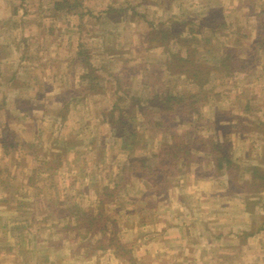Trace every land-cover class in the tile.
Returning <instances> with one entry per match:
<instances>
[{
  "label": "rangeland",
  "instance_id": "374dc122",
  "mask_svg": "<svg viewBox=\"0 0 264 264\" xmlns=\"http://www.w3.org/2000/svg\"><path fill=\"white\" fill-rule=\"evenodd\" d=\"M54 1L57 0H0V42L5 47L9 46L5 48L6 53L14 54L15 48L11 42L16 40L22 49L40 50L47 58L65 64L68 71H56L45 85L43 79L47 71H32L34 68L30 57L22 66L16 67L17 71L6 69L5 65L0 68V139H5L8 131H12L15 140L12 147L18 154H13L11 160L6 161L7 156L0 151V169L3 172L0 176V196L7 184L18 186L15 198L26 204L21 212L17 211V204L0 207V229L6 225L11 230L16 223L22 225L23 229L13 235H10V230L8 234H1L0 264H17L22 259H25V263L20 264H129L111 249L91 254V249L85 246L89 238L83 229H71L78 222L65 210L77 206L83 211L95 205L96 193L106 185H115L116 176L130 158L150 157V164L158 161L153 157L162 143L169 142V139L160 133L154 134L149 126L144 129L147 119L138 114L136 106L131 107L134 103L131 98H141L140 103L146 104L148 90L142 85L144 74L164 71V62L169 60V54L163 47L149 42L134 44L136 33H133L132 41L129 40L132 30L128 27L131 19L135 18L131 7L141 0H83V7L89 9L83 18L79 14L65 12L56 15ZM167 1L151 0L152 4L145 13L147 17L130 26L134 28L133 31L149 30L150 21L157 27L160 24L165 30L168 27L165 21L172 18L171 14L190 17L179 18L185 22L200 19L206 13V0H173L170 5ZM209 1L223 2L225 21L231 28L227 27L224 32H207L212 43L199 41L201 49L198 56L201 61L206 59L204 45L214 49L216 56L222 45H228L236 49L235 55L248 59L250 63L251 60L255 61V65L253 63L251 70L230 79L218 80V75L212 73L209 85L213 92L209 102L201 108L200 116L193 123L180 125L178 132L195 129L201 138L207 135L222 136L228 132L234 160H240L244 168L262 165L264 169V49L255 50L258 38L255 14L263 0H256L254 11L248 0ZM165 2L167 5H164ZM112 4L122 7V16L124 14V20L118 26L120 28L114 30V25L100 17L102 9ZM168 5L170 9H167ZM196 21L192 24L185 22L184 36L189 35L187 30L192 25L198 29L199 20ZM154 27L152 29H156ZM98 30L102 31V36L96 33ZM113 31L118 37L112 41ZM149 32L145 34L147 39ZM203 36V33L197 34L199 40ZM77 43H82L89 50L91 62L97 69L99 88L103 90L100 94L88 95L87 99L74 100L68 93L77 90L76 85H81L80 77L86 71L75 61ZM132 43L134 46L131 48ZM135 45L139 49L134 48ZM169 49L173 52L176 50L172 45ZM31 53L35 61L36 54ZM50 73L53 74V71ZM112 76L118 79V84L119 80L124 82L127 78L128 83L119 88L124 87L128 91L127 96L123 97L121 91L116 92V80ZM183 78L172 79L171 82L166 78L164 83L170 88L174 85L179 91L197 90ZM70 81H74L72 88ZM84 83L86 85L87 82ZM38 88L47 90V100L34 97ZM60 95L64 96L62 103L56 99ZM118 97L125 99L120 104L124 107V115L128 119L132 115L134 123H137L134 130L136 144L131 150L122 148V140L113 139L109 119L104 117L105 111L111 110ZM27 100L33 101L34 106L24 104ZM246 103L249 110L245 113ZM115 116L118 117L117 112ZM165 178V188L156 194L157 189L145 178L130 177L121 191L120 199L115 205L107 207L117 220L118 236L131 250L136 264H176L173 255V250H177L175 247L170 249L171 255L164 253L168 235L163 233L177 234V222L181 223L182 220H177L176 214L185 212L184 204L194 200L196 206L193 212L199 215L204 206L210 211L214 208L211 201L204 205L198 198L201 193L209 191L210 197L225 192L222 181L226 177L219 178L217 186L212 188L207 185V181L212 180L210 178L199 180L195 188L189 185L190 176ZM177 182L178 187L175 186ZM182 184L186 185L181 187ZM261 197L262 201L253 207L254 211L257 210L256 214L264 213V193L256 198ZM31 202L35 205L33 210L29 208ZM254 224L259 228L261 222L255 218ZM66 226L70 229L66 230ZM21 244L25 247H19ZM257 254L253 252L252 256L255 258Z\"/></svg>",
  "mask_w": 264,
  "mask_h": 264
},
{
  "label": "trees",
  "instance_id": "16d2710c",
  "mask_svg": "<svg viewBox=\"0 0 264 264\" xmlns=\"http://www.w3.org/2000/svg\"><path fill=\"white\" fill-rule=\"evenodd\" d=\"M248 2L252 6H250L251 10L254 11L256 0H248ZM83 6V0H57L53 2V10L56 15L65 12L72 15L79 14L83 18L89 11ZM14 12L17 13L18 10L15 9ZM223 12L221 6L211 7L209 13L197 22L198 29L195 25H192L193 27L187 30L188 36H184V33L186 30L185 22L189 21H175L172 27L170 25L165 30L152 29L149 32L148 42L156 47H163L169 54V60L164 62L166 69L158 72L159 74H151V72L148 75L147 73L144 74L142 85L148 90L146 104L140 103L141 98L133 97L131 99L134 103L131 107L136 106L138 114L147 119V127H144V129L150 127L149 129L154 134L160 133L165 139L168 138L169 142H163L154 155L153 158L158 160L155 161L156 163L150 164V157L130 158L128 163L121 167L120 174L116 176L117 182L115 185L111 187L106 185L96 193L95 205L87 209L84 208L83 211L77 206L71 207L68 211L65 210L67 215L69 213L78 222L74 226L75 228L71 227V229H83L84 234L91 239V242L94 238H97L92 243L88 239V243L85 245L91 249V254L98 250L111 249L129 264H136V260L130 254L131 250L118 236L117 220L107 208L109 205H115L120 199L121 191L125 189V183L130 177L145 178L157 189L156 194L165 188L163 187L167 183L165 177L181 178L186 177V175L193 176L196 181L209 178L218 180L221 177H226L228 183L226 192H229V195L245 196L248 201L264 193V169L262 165H252L244 168L239 162L240 160L235 161L233 145L227 136L228 132H224L222 136L207 135L204 138L199 137V132L195 129L178 132L180 125L193 123L200 116L201 108L209 102L210 94L213 92L209 85L212 73L216 74L215 76L218 75V80L230 79L235 78L238 73L251 70L253 63L255 65V61L251 60L250 63L248 59L241 58L238 54L235 55L236 49L228 45H222L217 50L218 56L214 55V49L204 45L206 59L201 61V57L198 56L201 49L199 41H205L206 44L212 43V38L207 35V32H215L216 30L224 32L231 28L225 21ZM100 17L109 24H114L122 20V12L116 14V10L109 5L102 10ZM194 22L190 21L189 23ZM255 22L258 37L255 50L258 52V50L264 49V0L255 14ZM199 33L204 34L200 40L197 37ZM171 44L176 47L174 52L169 49ZM256 58L257 54H255ZM75 61L86 71L80 77L82 81L80 89L72 90V93H68L69 97L78 100L88 95L100 94L103 89L99 88V77L96 75L97 69L91 62L89 50L82 43L78 46ZM212 67L215 69H212ZM112 77L116 80L115 76ZM166 78L169 79L168 82L176 78L186 79L193 87H197V90L179 91L176 90L174 85L171 88L167 87L164 83ZM117 81L118 79L116 80V92L121 91L123 97L127 96L128 91L124 90V87L119 89L124 86L123 84L128 83L127 78L124 82L119 80V84ZM84 82H87L86 85ZM60 96L63 97V95ZM217 96L220 95L217 94ZM124 101V98L118 97L111 110L105 111L104 117L109 119L108 124L112 128L113 139L122 140V148L131 150L136 144L134 130L137 123H134L132 115L129 119L124 115V107L120 106ZM248 110L249 105L246 103L244 112L246 113ZM116 112L118 117L115 116ZM63 118H65V115H63ZM128 139L132 141H128ZM12 146H15L14 133L8 131L5 139H0V148L7 151L9 148H13ZM14 189V185L10 184L4 187V190L9 194ZM14 195L12 196L14 197ZM15 204L11 203V205ZM257 204L258 201L247 203L248 209L253 211V207ZM21 206L18 205L17 210L23 208ZM29 208L32 210L31 205ZM18 227L22 229L20 225ZM65 229L69 230L70 228L66 226Z\"/></svg>",
  "mask_w": 264,
  "mask_h": 264
},
{
  "label": "crops",
  "instance_id": "0c3cea01",
  "mask_svg": "<svg viewBox=\"0 0 264 264\" xmlns=\"http://www.w3.org/2000/svg\"><path fill=\"white\" fill-rule=\"evenodd\" d=\"M207 1V6L206 8V13H209V10L213 6H221L223 8V13L224 15L226 14L225 12V7H223V2H213L209 3V0ZM173 2V0H168L167 3L170 5ZM165 2L164 5H167ZM151 0H141L138 1L135 5L131 7L133 10V16L135 18L131 19L130 26L132 23H139L140 19L144 17H147L145 15L146 9L148 6H150ZM167 6V9H170V6ZM109 6V5H108ZM107 6V7H108ZM113 7L116 12H123L122 7H114V5H110ZM142 6L141 8H139ZM104 7L103 9L107 8ZM138 8V9H137ZM102 9V10H103ZM204 14V15H205ZM124 16V14H123ZM122 16V17H123ZM171 19L166 20L165 22L167 23L168 26L175 23V21H182L184 19H179V18H186L190 19V17L186 16H175V14H171ZM195 17V16H194ZM200 17H203L202 15ZM198 18L195 19V21ZM201 19V18H200ZM124 20V17L122 21ZM199 20V19H198ZM197 20V21H198ZM120 21V22H122ZM188 21V20H187ZM191 21V20H189ZM196 21V22H197ZM114 23L113 30L120 28L119 23ZM164 23V22H162ZM149 25V30L143 31H133V27H128L129 30L131 31L129 33L130 36V41H132V36L133 33H136L135 38L133 39L134 44H146L148 43V39L146 38L147 32H149L154 26L153 22L150 21L148 23ZM163 25V24H162ZM124 27V26H123ZM170 27V28H171ZM231 27V26H230ZM154 28H160L157 30H162V26L159 24V27H154ZM101 29V27L99 28ZM97 34H100L101 36L103 35L102 31L98 30L96 32ZM145 35V36H144ZM52 36V34H51ZM117 33L113 31V38H116ZM118 37V36H117ZM24 40V39H23ZM132 43L131 48L134 46ZM12 47L15 48V52H8L11 56H9L8 53H6L7 47H4L2 42H0V68L2 65L6 66V69H13V71H17L16 67L22 66V64L26 63L28 57H30V60L32 61L31 65H33L32 71H47V74L44 77V82L45 85L50 80V77L55 75L56 71H67L66 65L65 64H60L56 62V59H49L46 57L45 54H41L38 50L32 51L29 48L22 49L20 46L21 44L14 40L11 42ZM81 44V43H80ZM79 46V43H77ZM173 47H175L174 44H171ZM170 45V46H171ZM136 49H139L137 45H135ZM176 48V47H175ZM34 52L36 54V59L35 61L32 60V53ZM60 62V61H59ZM7 66H10V68H7ZM39 67V70H36V68ZM61 67V70L59 69ZM30 70V69H29ZM53 71V74L50 72ZM68 72V71H67ZM65 74H68V73ZM70 73V72H69ZM50 74V75H48ZM71 75V74H70ZM72 80V79H71ZM74 85V81L71 83L70 81V87L72 88ZM77 90L80 89L79 85H76ZM24 90L23 88H20ZM37 92L34 93V97H37L41 100H47L48 94L47 90H42V89H36ZM20 93V92H18ZM61 96H59L60 98ZM19 98V95L18 97ZM56 98L58 101L62 103V99L64 100V96L59 99ZM82 98V97H81ZM87 99V96L83 97ZM80 99V98H79ZM21 102V101H20ZM27 105L34 106L33 101L27 100ZM17 104V103H16ZM43 104V103H41ZM18 106V104H17ZM42 106V105H39ZM13 150L10 151H4L0 148L1 152H4V156H7L6 161L11 160V157L13 154L18 155L17 151L13 152ZM7 153V154H6ZM1 170V169H0ZM2 172V171H1ZM3 173V172H2ZM191 182L189 183L190 187L195 188L197 186V183L199 184V181H196L193 176H190ZM32 181V180H31ZM207 185L210 186L211 188L216 185L217 186V180H211L207 181ZM223 182V188L225 189V192L222 194H212L210 197L208 196L209 193H201L200 196L198 197L201 199L204 203V205H208L209 201H211V205H214V208L212 211L209 210L208 207L204 206L202 207V213H199V215H195V206L192 202H188L187 204H184L185 212L184 213H177V220H182L181 223L177 222V234L173 235L171 233L164 232L163 235H168L166 237L165 241L166 246L165 249V254H169L172 249L175 247L177 250H173V255L176 257V264H263L264 262V213L259 214L257 210H249L247 203L249 202H257L262 201L261 198H256L255 199H250L248 201L245 196L242 195H229L226 196L224 194L228 193L226 192V188L228 187L227 179L225 178ZM182 184L181 187H183ZM175 186H180L179 183L177 182ZM18 187V186H17ZM12 191L11 194H9L6 190L1 191L2 195L0 196V207L2 205H7L8 207L12 206L11 203H16L18 205H22L23 207L24 204L23 200H18L15 198L16 194V189ZM222 190L221 192H223ZM216 192V191H213ZM13 194L14 197L12 196ZM6 196V197H5ZM261 196V195H260ZM257 196V197H260ZM168 199L165 200V202ZM197 204V203H195ZM34 204L31 202V209L33 210ZM18 209V207H17ZM25 208H21L17 210L18 212H21ZM255 218H257L261 224L260 227H256L255 223ZM2 220V218L0 217ZM19 225L16 223L15 228L13 229H8V226L2 225V228L0 229V236L1 234H8V231L10 230V235H13L15 232H19L20 230L23 231V229L18 227ZM22 227V225H20ZM171 235V236H170ZM19 247H25L24 244L19 245ZM3 249V248H2ZM257 252V257H253L252 253ZM23 254V252H22ZM171 255V254H169ZM25 258V257H23ZM253 258V260H252ZM22 258H20L21 260ZM25 259H22L20 263H25ZM24 261V262H23ZM19 261H17V264H20Z\"/></svg>",
  "mask_w": 264,
  "mask_h": 264
}]
</instances>
